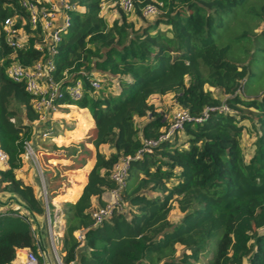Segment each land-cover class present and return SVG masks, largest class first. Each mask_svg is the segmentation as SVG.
<instances>
[{
    "label": "trees",
    "instance_id": "obj_1",
    "mask_svg": "<svg viewBox=\"0 0 264 264\" xmlns=\"http://www.w3.org/2000/svg\"><path fill=\"white\" fill-rule=\"evenodd\" d=\"M67 1L74 7L66 11L69 24L49 54L21 0H0V146L7 154L0 189L32 217L0 212V264H11L19 248L37 255L34 225L47 214L52 221L51 202L18 176L40 114L24 83L6 73L13 62L31 67L47 59L62 91L55 103L88 109L95 125L94 165L75 201L64 203L63 264H197L208 256L205 264H264V90L246 94L250 60L228 58L244 38L264 51V27L255 31L264 23V0H157L163 5L153 19L141 11L146 0L130 13L114 8L113 19L100 13L104 0ZM7 18L24 32L21 47L5 40ZM238 22L247 29L218 44L221 31ZM97 77L103 79L98 89L92 87ZM78 80L83 93L74 100L66 90ZM165 96L203 119L160 139L171 124L169 111L157 104ZM245 130L253 136L248 157ZM150 140L156 144L145 145ZM125 159L119 188L110 173ZM115 189L120 207L95 225L93 212L107 205L102 195Z\"/></svg>",
    "mask_w": 264,
    "mask_h": 264
},
{
    "label": "built area",
    "instance_id": "obj_2",
    "mask_svg": "<svg viewBox=\"0 0 264 264\" xmlns=\"http://www.w3.org/2000/svg\"><path fill=\"white\" fill-rule=\"evenodd\" d=\"M141 0H104L101 4L100 13L104 15L109 8H117L125 13L133 11L135 2ZM22 6L29 13V20L33 27L39 26L44 35V46L49 51L53 52V45L58 43L61 34L65 32L69 17L67 10L74 8L67 0H21ZM162 2L157 0H146L141 7L144 16L151 17L160 13ZM3 30L6 35V42L16 48L23 45L25 35L22 29L14 26V20L7 18L3 24ZM37 48L41 49L40 46ZM53 69L50 60L44 62H37L31 67H23L22 65L13 62L6 69L7 75L14 81L23 82L25 89L34 97V108L39 112V118L34 121V138H39L42 141L51 139L54 136L53 120L55 114L58 112L61 105L55 103L56 99L62 96L59 83L53 80L49 73ZM103 79L97 77L92 81L93 88H100ZM82 85L78 80L67 87V94L74 100L81 98ZM227 111V107H221ZM203 118L191 117L187 111L179 109L171 118V124L168 130L160 137V139L168 138L174 130H181L185 122L201 121ZM13 120V119H12ZM155 141H145V145H155ZM25 159L31 163L35 169L42 173L38 156L32 142L25 144ZM7 154L0 146V166H6ZM111 178L121 188L124 185L127 176V159L118 162L111 170ZM113 200L107 202L105 207H101L93 212L94 224L98 225L107 219L114 209L120 207L117 189L110 191ZM44 193H46L44 189ZM78 238L82 239L81 232L78 233ZM15 260L16 264H39L37 255L29 248H19L16 250ZM63 264V263H62ZM69 264H73L70 262Z\"/></svg>",
    "mask_w": 264,
    "mask_h": 264
},
{
    "label": "crops",
    "instance_id": "obj_3",
    "mask_svg": "<svg viewBox=\"0 0 264 264\" xmlns=\"http://www.w3.org/2000/svg\"><path fill=\"white\" fill-rule=\"evenodd\" d=\"M113 9L114 8H109ZM107 12V11H106ZM105 12V13H106ZM74 108L77 113V115L84 116L85 122L88 127V129H91L95 132V125L94 120L92 116L90 115L88 109L84 108H78L75 105H65ZM62 106V107H65ZM59 109V111L55 114L56 116L66 115L73 112V109ZM81 111V112H80ZM62 112V113H61ZM66 112V113H63ZM76 119V117L74 118ZM60 122L56 118L53 120V126L55 128V138H53V141H47L44 142L42 140L39 141V139L34 138L32 141V144L34 146V149L36 150V154L38 157V161L40 164V168L42 173H39L34 166L31 165L30 162H26V166L24 169H22L19 172V177L24 182H30L34 185L35 191L37 196L40 197L39 191L44 188L47 190L48 198L53 205V215H52V221L50 220L49 214H47L49 218V225L47 227L48 233L45 232L44 229H46V224L48 223V219L46 217V220L43 219H37V223L34 225L37 235V242H38V250L37 255L39 259V264H62V255L63 253L60 251V238L63 235L64 231V203L75 201V199L78 197L83 184L82 182L80 186L77 183H74L75 181L71 178L73 176L78 174H81L79 171H84L86 173V178L89 170L92 168L95 162V155L94 150H92L93 155L90 159H88L87 164L80 165L78 167H69L68 168V174H65L61 169V166L64 165L67 157H64L63 155H59L58 152L61 150H58L59 146H65L76 144L77 141H80V136H76L77 138H74L76 140H71V138L68 137L69 134L67 132H64V135H59L61 129L58 128ZM85 129V128H84ZM83 129V130H84ZM68 139V143H65L64 141ZM46 141V140H45ZM62 141V142H60ZM67 141V140H66ZM49 143V144H47ZM81 144V143H80ZM79 144V145H80ZM92 145V144H90ZM93 146V145H92ZM72 172V173H70ZM70 173V174H69ZM66 175V176H65ZM64 177H70L67 184L64 185L63 178ZM111 192L107 191L102 195V198L105 202H109ZM9 210H16L19 213L25 214L29 216V219L32 220V217H30L29 212L22 207L18 199L16 197L3 189H0V212H7ZM207 257L200 258V262L197 264H205L203 263L207 261ZM18 263L16 260H14L11 264ZM244 264H247V262H244Z\"/></svg>",
    "mask_w": 264,
    "mask_h": 264
},
{
    "label": "rangeland",
    "instance_id": "obj_4",
    "mask_svg": "<svg viewBox=\"0 0 264 264\" xmlns=\"http://www.w3.org/2000/svg\"><path fill=\"white\" fill-rule=\"evenodd\" d=\"M117 9V8H116ZM107 12L104 14L106 16H109L110 19L115 18V16H117L115 14L116 11H114L113 9H107ZM154 16H151L150 19H153ZM148 20V19H147ZM138 23L143 24L144 21L143 20H137ZM248 25H251V23L248 21ZM232 27V28H231ZM264 27V23H261V25L259 27H257L255 29L256 32H259V30H261ZM163 29L165 27H162ZM244 29H247V25L243 22H238L235 26H230L229 29H225L222 32H226L225 35L218 36L217 37V42L218 44L221 43H225V41H228V38L234 37L235 35L239 34L241 31H243ZM226 41V42H227ZM251 48V53L249 55L245 54V49L247 48ZM255 50H254V49ZM250 52V51H249ZM228 58L232 59L234 61H238V62H243L246 63L248 60H250L249 63V70H250V75L246 81V84L244 86V91L246 94L248 95H257L259 94L261 91L264 90V51L262 50H256L254 43L252 41H250V38H244L241 39L235 43H233L231 50L229 51L228 54ZM212 90V92L218 96L219 98H224V95L222 93H220L217 89H210ZM158 106L160 107L161 110H168L169 111V115L170 118H173V115L175 114L176 111L179 110V108H177L176 106H173L172 104V99L170 96H165L163 98H161L160 100L157 101ZM72 107H60L59 109H70ZM73 109L72 113L66 114V115H59L56 116L55 118L57 120H59L60 124L58 126L59 129H61L59 135H64V132H67L68 137L71 138V140H76L75 138H77L76 136H80V141H77L76 144L73 145H68L67 147L65 146H59L58 150H61L58 152V154H62L63 152H65L67 155L70 149H74L76 148V155L74 156H69L70 154H68L69 157L65 158L66 161L64 163V165H59V167L61 166V169L66 172L65 174H68V168L69 167H78L80 165H82V163L85 162V164L88 163V159H90L93 155V146L90 145L92 144L90 139L92 138L94 131L91 129H88L86 122H85V117L84 116H80L77 115L76 111H74L75 109ZM59 111V110H58ZM81 112V111H80ZM62 113V112H61ZM66 113V112H63ZM76 117V119H74ZM140 120H138V124H140ZM249 127L250 122L248 123ZM248 127V128H249ZM85 128V129H84ZM84 129V130H83ZM56 134L54 133L53 138H55ZM75 136V138H74ZM53 138L51 139H47L44 142L47 141H53ZM66 139V138H65ZM67 140V141H66ZM64 142L68 143V139H66ZM62 142V141H60ZM82 144L79 145V144ZM49 144V143H47ZM241 144H242V148L243 151L246 155V157L250 156V154L253 151V136L252 133H250L249 131L245 130L243 136H242V140H241ZM83 147V148H82ZM83 149V150H82ZM39 157V155H38ZM40 161V158H39ZM81 174H78L76 176L71 177L75 182L77 183L79 186L82 182H84L86 180V173H84V171H79ZM72 173V172H70ZM69 173V174H70ZM66 176V175H65ZM69 178L67 179V177H64L63 179V183L64 185L67 184V182L69 181ZM44 186L42 187V189L39 191L40 193V197L42 198V200L44 201V203L46 204L47 201L49 200L48 198V193L47 190L45 189L46 193H44ZM110 192V191H109ZM110 200H113L112 194H110ZM175 210L172 211V218H176L174 214ZM48 219V223L46 224V229L45 232L48 233L47 231V227L49 225V218L47 216ZM213 244V243H212ZM204 258V257H202ZM209 258V256L207 257ZM203 263H205L203 261Z\"/></svg>",
    "mask_w": 264,
    "mask_h": 264
}]
</instances>
